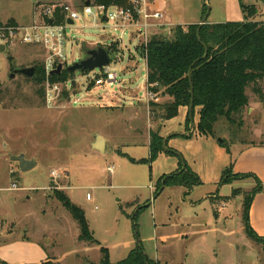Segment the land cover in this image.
I'll return each instance as SVG.
<instances>
[{"label":"rangeland","instance_id":"374dc122","mask_svg":"<svg viewBox=\"0 0 264 264\" xmlns=\"http://www.w3.org/2000/svg\"><path fill=\"white\" fill-rule=\"evenodd\" d=\"M154 1L159 8L164 9L167 6L166 9H169L167 18L163 21L167 25L196 22L203 7L205 10L209 8V13L213 8L212 15L207 17L208 22L223 23L227 19L222 0ZM38 2L48 5L62 3L79 10L82 8L79 0H0V20L13 17L21 25L26 26L32 20H37L34 7ZM241 3L258 5L257 18L264 16L263 1L241 0ZM232 13L230 11V14ZM94 22L97 26H93ZM174 27L156 28L151 31V35L165 36L168 35L169 30L171 34ZM120 35L119 30L113 31L109 25H105L104 22L99 23L93 17L76 21L70 29H67L65 46L67 65L82 59L83 48L92 49L95 44L103 48L105 42H110L116 50V52L111 51L112 54L115 53L111 67L117 76V81L101 86L94 85L90 89V81L96 75H100V71L96 69L92 72L74 73L76 88L72 93L80 99L75 105L65 97L64 104H56L53 108H48L44 98H39L35 94L37 87L25 76L18 74L13 79H9L13 64L22 68L43 64L44 53L40 46L15 42L6 45L4 52L0 53V259L4 263L32 264L48 257L52 260L61 259V264L91 262L97 264L98 252L92 250L88 254L82 253L81 242L77 239V225L71 215L53 197V193L63 192L75 205L78 207L82 205L85 208L91 204L85 199V194L89 193L92 199L95 198L92 207H97L92 209L90 205L89 210H92V214L103 211L107 216L110 214L109 224V220L112 221L117 213L116 199L123 198L126 193L136 192L134 188L126 190V187H119L123 185V182L118 181H121L122 170L119 171L117 164L113 165L115 171L112 175L106 172L107 165L115 163L111 161L114 150L119 151L123 148L134 154L145 152L143 145H131L134 137H137L139 142H145L146 137L142 132L147 130L149 124L147 108L150 95L147 96L145 90L146 66L139 52L143 39L133 30H126L121 35L120 43L116 40ZM10 57L12 61L9 60ZM122 66H128L127 72L123 73V70L121 73ZM247 94L254 100L255 96L250 90ZM100 95L108 97L109 106H120L121 109L117 111L104 109L106 102L98 99ZM134 104L135 106H132ZM245 111L242 114V118L246 120V123L242 124L243 127L239 124L229 125L221 119L214 125V135L218 139L226 138L230 141L238 136L242 139L246 137L255 139L261 133V141L264 142V104L257 106L254 115H248ZM234 118L239 121L241 116L237 114ZM149 120L154 129L158 122H152L150 117ZM136 129L140 133L133 134ZM95 135L108 140L104 155H98L90 149L89 143L94 140ZM21 153L26 159H35L37 166L28 172H21L17 163L10 161L8 156ZM128 166L132 165L128 164ZM95 167L97 172L94 171ZM132 168L133 171L125 169L122 178H126L128 183H133V180L146 187L138 190L139 194L144 196L148 192V182H146L148 168L144 165L132 166ZM52 171L60 173L61 178L55 182L51 180L49 174ZM95 173H98L97 177L94 176ZM133 174L134 176L131 177ZM240 184L245 192L250 191L254 186L251 180ZM104 196L111 197L112 204L117 206L115 213L110 205L103 202ZM218 200L220 199L217 198ZM238 200L228 206V210L233 214L234 234L213 246L215 252L208 256L201 255L192 246L193 252L186 258L184 264H264V247L244 233L241 216L236 218L237 208L241 214L242 201L241 198ZM140 215L138 214L135 217L136 221L132 223L135 233L139 231V227L135 224ZM89 217L92 223L93 216L89 215ZM121 222L122 220L111 223L113 230L110 236L102 234L99 223L96 226L92 224V227L98 237L107 239L108 243H111L112 239L123 234ZM144 232L145 230H142V236ZM253 232L264 240V234H258L254 230ZM80 253L86 259L82 260Z\"/></svg>","mask_w":264,"mask_h":264},{"label":"crops","instance_id":"0c3cea01","mask_svg":"<svg viewBox=\"0 0 264 264\" xmlns=\"http://www.w3.org/2000/svg\"><path fill=\"white\" fill-rule=\"evenodd\" d=\"M229 1L230 2L222 0L224 14L227 18L225 21H223V23L242 22L244 18L240 10L241 0ZM228 3L230 4L228 5ZM148 4L152 11H158L162 15L161 23L163 25H169L171 27L177 25H190L179 23L167 25L163 22L164 18H167L169 10L166 9L167 6L164 9L163 7L159 8L154 0L148 1ZM251 5H253L258 11V5ZM212 11L213 8L208 14L209 16L212 15ZM230 11L233 13L230 14ZM199 16L200 17H198V20L192 24H200L203 18V9L200 10ZM10 20L20 27L30 26L35 22V20H32L30 24L23 26L13 17H8L2 21L0 20V24H5ZM253 20L257 22H264V16L258 19L256 15L255 19ZM206 23L216 24L220 22H208L207 19ZM96 45L97 44H95L94 48L98 47V45ZM41 50L45 55L44 50ZM126 67L121 68V73L123 70V73L127 72ZM146 95L149 96L147 92ZM107 98L108 97L106 95L98 96L99 100L106 102L105 106L103 107L104 109H112L115 111L121 109L120 106H109L107 102L109 99ZM253 99L254 100H252V98L250 99L248 96L249 107L247 106L244 109L248 115H254L255 111L257 110V106L261 105V103L257 102L255 98ZM155 100H157L156 102H164L167 101L168 98L158 96ZM132 106H135V104ZM244 111L241 112V118L239 119L241 122L240 126L242 127L244 126L242 124L246 123L245 118H242ZM198 113L199 109L195 108L193 115L189 117L190 124L187 127L185 122L186 118L189 116L188 108H180L177 117L162 124L160 136L163 140H166L165 147L167 150L159 153L157 158L149 165H144L148 168V177L146 180V182H148V192L146 195L142 196L139 194L138 190L144 186L134 182L133 180V183H128V180L122 177L125 169H128V171H133L132 166L143 165L133 164L128 159L146 160L149 158V132L153 128L149 120L150 113L147 108V121L149 124L147 126V130L142 132L146 137L145 142H139L137 137H134V142L132 143L133 145H131H143L145 147V152L143 154L140 152L134 154L123 148L119 151L114 150V155L111 156V161H114L115 163H109L107 165L109 166L117 164V166H119V171L122 170L120 171L122 173L120 177L121 181H118L123 182V185H119V187H126V190L134 188L136 192L126 193L123 198L119 197V199H116L115 203L118 207L112 204L111 197H102L103 202H105L108 206L110 205V207L114 209V213L117 207V213H115L113 216L114 218L112 221L109 220V224L108 219L110 214L107 216L105 211L98 214L91 213L92 210H89L90 205L92 209H97L96 206L92 207L95 198L92 199L89 193L85 194L86 201L91 204L88 206V208H85L82 205L80 208L84 212L89 230L93 238L99 243V245L88 246L87 244L81 242L83 254H88L93 250L98 252L100 258L99 250L100 248H105L108 250L109 261L111 263H117L124 260L128 256L129 252L134 249L135 245L140 243L142 248H144L143 250L146 256L159 264H184L186 263V258H188V256L193 252L192 246H194V248L197 249V252L199 251L201 255L204 254L208 256V254L215 252V248L213 246L219 244L222 239H226L234 234L232 227L233 214L228 210V206L233 205L239 198H241L242 201V197L238 196L236 199L231 198L232 191L235 189L244 191V189L240 187V182L251 180L254 184L252 188L255 187V182L252 179H239L234 180L230 184L222 186H218V183L220 182L223 170L231 165L232 174H251L259 180L261 186L264 189V142L261 141L262 135L260 133L257 137H255V139H250L247 137L246 139H242L238 136L236 139L229 141V139L225 138L224 140H226L228 148V151H226L225 148L220 146L218 137L203 136L197 133L196 128L199 121ZM236 122H238V120ZM251 122L253 121L251 120ZM244 130H242V133H244ZM138 133L140 132L136 129L133 134ZM104 139L105 148L103 153L94 151L91 148L90 145L92 144L93 140L89 143L90 149L98 155H104L106 153V146L108 143V140L106 138ZM169 151L174 152L175 154H168L167 152ZM177 156L181 158V161ZM180 162L182 164L181 170L184 169L185 166H188L192 173H194L199 178L200 185L193 187L191 190H187L182 186H162V189L155 195L156 186L159 180L163 177H167L176 173L181 165ZM125 163H128L132 166H128V164ZM94 171L97 172L96 167ZM119 171L118 173L120 174ZM134 174L131 177H133ZM96 175H98V173L94 174L95 177H97ZM127 176H129V174ZM145 188L146 187H144V189ZM226 188H229L230 190L226 191ZM263 189L253 197L248 213L250 227L252 230L262 235L264 234ZM217 198L220 200L217 201ZM223 198L226 199L222 200ZM138 214L141 215L139 216L137 224L135 225L139 227V231H136L135 233L133 230L134 225L132 223L136 221L135 217H137ZM89 215L93 216L92 223L90 222ZM241 215L242 204L241 214L237 208L236 218H239ZM120 220H122L121 227H123L124 230L123 234H120L116 238L112 239V241H110L111 243H108L107 239L103 240L94 233L95 230L94 227H92V224L96 226V224L99 223L100 228H102V234H104V236H110L112 234L111 231L113 230L111 223H118ZM142 230H145L143 236L141 235ZM82 253H80L82 260L84 258L86 259ZM46 261H52L59 264L62 262L61 259L52 260L48 257H44L38 262H32V264H42ZM0 262L3 261L0 259Z\"/></svg>","mask_w":264,"mask_h":264},{"label":"trees","instance_id":"16d2710c","mask_svg":"<svg viewBox=\"0 0 264 264\" xmlns=\"http://www.w3.org/2000/svg\"><path fill=\"white\" fill-rule=\"evenodd\" d=\"M79 1L82 7L85 6V2L90 1L92 6L131 8L129 0ZM240 10L244 16L242 22L205 23L201 26L199 24L177 25L170 36L153 34L146 43L140 45L139 52L146 64V90L150 95L148 102L150 119L152 122H158V125L149 132V158L146 160L128 159L131 163L143 165L152 163L158 154L164 151L163 139L160 136L162 124L177 117L180 108L189 109L191 103L193 106L191 115L195 108L199 109L197 133L210 137L215 136L214 125L221 119L229 125H241L240 121L236 122L234 116L240 115L248 106V90L255 96L257 102L264 104V22L253 20L257 15V10L253 5H245L240 1ZM205 12L203 8V16ZM53 23H64L62 9L54 10ZM6 24L17 26L12 20ZM103 48L112 61L115 53L112 54L111 51L116 52V50L111 44ZM204 55H206L205 58ZM33 67L32 77L26 78L37 87L35 94L43 99V64H36ZM101 77L96 75L90 81V89ZM69 79H72V76L65 70L51 77V81L56 83H65ZM63 96L67 97V93ZM158 96L166 97L168 100L156 102L155 99ZM185 123L186 127L190 124L189 116ZM219 143L228 151L226 140L222 139ZM167 153L175 154L171 151ZM181 166L182 164L179 172L159 180L155 195L162 189V186H182L191 190L200 185L199 178L192 173L189 167L185 166L181 170ZM239 179H252L255 187L248 192L235 189L232 191L231 198L242 197L241 219L244 233L264 247V240L253 232L248 220L253 197L263 189L259 180L251 174H232L230 165L223 170L218 186L227 185ZM53 197L76 223L78 241L88 246H98L99 243L89 230L83 210L71 202L63 192L55 191ZM224 199L226 198L222 200ZM99 253L100 258L97 264H159L146 256L140 243L135 245L124 260L117 263L109 261L107 249L100 248ZM0 264L6 263L0 262ZM42 264L59 263L46 261Z\"/></svg>","mask_w":264,"mask_h":264},{"label":"built area","instance_id":"2783aa9c","mask_svg":"<svg viewBox=\"0 0 264 264\" xmlns=\"http://www.w3.org/2000/svg\"><path fill=\"white\" fill-rule=\"evenodd\" d=\"M129 3L131 5L129 9L118 7L105 8L104 6H92L90 3L79 10L66 4L48 5L38 2L34 7V12L38 18L30 26L20 27L6 23L0 24V45L6 46L19 42L25 45L40 46L45 52L43 60V98L46 106L53 108L56 104H64L66 102L63 96L64 93H67L70 103L75 105L80 102V99L72 93L76 88V84L74 87L71 84L74 78L69 79L65 83L51 81V77L54 75L52 72L58 65L62 66L61 72L69 66L66 64L67 58L65 52L67 29H70L76 21L93 17L95 21L99 23L104 22L105 25H109V28L113 31L119 30L121 35L126 30H133L142 37V43H146L151 35V31L165 26L161 23L162 15L158 11H152L149 8L148 0H129ZM56 8H60L64 12L63 24L53 23V13ZM48 20H51V24L48 23ZM67 21H71L72 24H68ZM151 21L154 22L152 23ZM93 26H97V23L94 22ZM166 27L169 28L170 26ZM169 32L165 36H170ZM121 35L116 39L120 43L122 42ZM109 44L110 42L104 43L106 46H109ZM112 61L109 58V65L99 70L102 77L95 81V86H101L105 83L111 84L116 81V74L111 67ZM106 172L112 175L114 173V166H107ZM49 177L55 182L61 178V174L52 171Z\"/></svg>","mask_w":264,"mask_h":264},{"label":"water","instance_id":"95a60500","mask_svg":"<svg viewBox=\"0 0 264 264\" xmlns=\"http://www.w3.org/2000/svg\"><path fill=\"white\" fill-rule=\"evenodd\" d=\"M263 1V0H262ZM264 2V1H263ZM90 4L89 1L85 2V6H88ZM209 14V8H207L205 15L202 18V21L200 22L199 26L203 25L206 23L207 17ZM48 23L51 24V20H48ZM68 24H72L71 21H67ZM5 50V46L4 45H0V53H3ZM83 54L84 57L82 59H79L76 62H73L72 64H70L69 66L66 67L65 71L68 74H72L76 71H80V72H92L94 70H101L104 67H107L109 65V57L108 54L106 52V50L102 47H96V48H92V49H85L83 48ZM206 55H204L205 58ZM10 61H12V58H9ZM62 70V66L58 65L57 68L52 72V74L54 75H59L61 73ZM34 72V67H28V68H22L19 67L17 65L12 66V73L9 77V79H13L14 76L21 74L27 78L32 77ZM72 86H75V82L74 80L71 82ZM160 89V87H159ZM192 103L189 106V117L191 116V110H192ZM219 141H221L219 139ZM165 142L166 140H163L162 142V147L163 150H167L165 147ZM91 148L97 152L103 153L104 152V148H105V139L100 136V135H95L94 136V140L91 144ZM9 156V160L12 162L17 163L18 168L21 172H28L32 169H34V167L37 166V161L33 158L31 159H26L25 155L23 153L13 156V155H8ZM184 167V165H183ZM264 190V189H263Z\"/></svg>","mask_w":264,"mask_h":264},{"label":"flooded vegetation","instance_id":"af4514ba","mask_svg":"<svg viewBox=\"0 0 264 264\" xmlns=\"http://www.w3.org/2000/svg\"><path fill=\"white\" fill-rule=\"evenodd\" d=\"M75 73V72H74ZM74 73L70 74L72 76V79L74 78Z\"/></svg>","mask_w":264,"mask_h":264}]
</instances>
